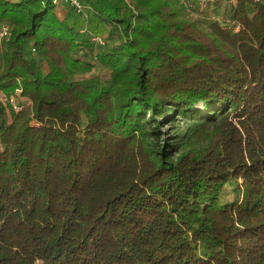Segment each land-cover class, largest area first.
I'll use <instances>...</instances> for the list:
<instances>
[{
    "label": "trees",
    "instance_id": "1",
    "mask_svg": "<svg viewBox=\"0 0 264 264\" xmlns=\"http://www.w3.org/2000/svg\"><path fill=\"white\" fill-rule=\"evenodd\" d=\"M81 2L0 0V264H264V0Z\"/></svg>",
    "mask_w": 264,
    "mask_h": 264
},
{
    "label": "built area",
    "instance_id": "2",
    "mask_svg": "<svg viewBox=\"0 0 264 264\" xmlns=\"http://www.w3.org/2000/svg\"><path fill=\"white\" fill-rule=\"evenodd\" d=\"M57 6H60L61 4L69 5L73 8V10L78 14L82 16V20L84 23L88 21V14L86 13V7L81 2V0H53ZM190 1V0H187ZM186 0H179L180 3L187 4ZM215 0H196L194 3L196 5H193L197 8H200V10L205 9L209 4H212ZM84 31V30H83ZM12 26L9 25L6 22L0 23V49H1V43L3 40H9L12 37ZM94 39L102 43V40L100 37L95 36ZM35 51V50H33Z\"/></svg>",
    "mask_w": 264,
    "mask_h": 264
},
{
    "label": "rangeland",
    "instance_id": "3",
    "mask_svg": "<svg viewBox=\"0 0 264 264\" xmlns=\"http://www.w3.org/2000/svg\"><path fill=\"white\" fill-rule=\"evenodd\" d=\"M192 1L193 0H190V1H187V4L185 5V4H183V3H180V5H182V7H183V11H184V13H185V16L188 18V20H190V21H199L200 19H202L203 18V14L201 13L202 11H197V10H195V6L194 5H196L195 3H194V5H193V3H192ZM196 1V0H195ZM202 14V15H201ZM68 15H69V17H72L73 19H75L77 16L76 15H74L73 13H68ZM92 18V16H90V19H89V21H88V23H87V25L89 26L90 24V26H93V20L91 19ZM76 19H78V17L76 18ZM88 28V27H87ZM89 29V28H88ZM91 29H92V27H91ZM95 72H97L98 73V71L96 70ZM165 130H167L166 129V127H165ZM169 130H171V129H169Z\"/></svg>",
    "mask_w": 264,
    "mask_h": 264
},
{
    "label": "crops",
    "instance_id": "4",
    "mask_svg": "<svg viewBox=\"0 0 264 264\" xmlns=\"http://www.w3.org/2000/svg\"><path fill=\"white\" fill-rule=\"evenodd\" d=\"M57 11H58V15H60L62 17H67V16H69L68 13L73 12L72 9L70 8V6H68L66 4H61Z\"/></svg>",
    "mask_w": 264,
    "mask_h": 264
}]
</instances>
